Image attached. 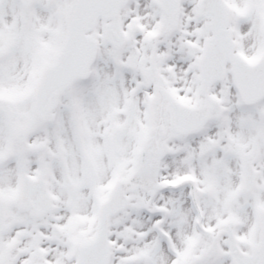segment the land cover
Returning <instances> with one entry per match:
<instances>
[{
	"label": "snow or ice",
	"instance_id": "1",
	"mask_svg": "<svg viewBox=\"0 0 264 264\" xmlns=\"http://www.w3.org/2000/svg\"><path fill=\"white\" fill-rule=\"evenodd\" d=\"M0 264H264V0H0Z\"/></svg>",
	"mask_w": 264,
	"mask_h": 264
}]
</instances>
